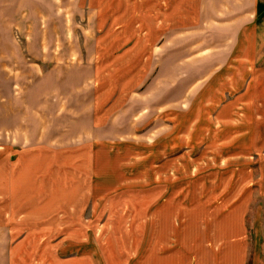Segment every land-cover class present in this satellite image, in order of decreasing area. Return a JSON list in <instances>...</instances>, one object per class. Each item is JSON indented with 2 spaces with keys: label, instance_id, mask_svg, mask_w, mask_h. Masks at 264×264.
Segmentation results:
<instances>
[{
  "label": "crops",
  "instance_id": "1",
  "mask_svg": "<svg viewBox=\"0 0 264 264\" xmlns=\"http://www.w3.org/2000/svg\"><path fill=\"white\" fill-rule=\"evenodd\" d=\"M72 1L88 48L69 89L81 87L87 102H66L69 138L0 137V264H264V0ZM149 82L156 111H174L179 94L194 102L183 140L212 159L202 181L110 180L119 140L142 125L127 114L143 109ZM135 140L125 145L142 151ZM250 193L261 206L259 244L247 231Z\"/></svg>",
  "mask_w": 264,
  "mask_h": 264
},
{
  "label": "rangeland",
  "instance_id": "2",
  "mask_svg": "<svg viewBox=\"0 0 264 264\" xmlns=\"http://www.w3.org/2000/svg\"><path fill=\"white\" fill-rule=\"evenodd\" d=\"M72 3V0H0L1 138L4 135L16 137L21 135L26 142L29 140L33 142L40 139L42 134L48 136L50 140L56 136V132H63L56 138L61 136L69 138L66 132L72 128L69 120L73 114L72 112L69 114V110L64 108L72 103V98L76 100L74 103L79 102L81 106L87 102L81 87L76 94H72L69 89L72 77L84 76L83 65L88 48L86 46L88 34L81 24H78L82 21V13H79L77 8L74 9ZM72 40H78L80 44L79 47L74 45V49L79 50V56L74 58L71 54ZM62 42L67 45L61 46ZM202 48L203 46H193V55H199L200 52L197 51ZM213 49L215 48L208 49L207 54ZM222 49L208 57L206 64L210 67L208 71L226 54V50ZM73 65L76 66L74 74L71 67ZM196 72L199 73V69ZM151 86L149 82L144 88L143 109L140 112L129 110L127 114H135L133 119L142 125L136 127L135 132L124 135L123 139L119 140L121 144L114 143L123 149V154L120 163L116 159L117 163L112 170V176L109 177L110 180L145 184L168 181L167 178L176 183L202 181L200 178L207 177L202 172L209 165H213L210 163L212 159L205 157L206 150L200 147L199 142L190 144L189 141L183 140L184 107L185 104L193 106L194 102H189V94L187 96L179 94L180 98L175 104L174 111L167 112V106L156 111L154 108L157 106L151 101ZM177 92H180L179 88ZM58 106L59 108L55 110ZM188 111L186 110V113H189ZM168 113L172 114L171 119L168 118ZM75 114L79 119L83 116L81 111ZM197 114L199 115L198 112ZM164 121H173V127L169 129L175 130L176 142L171 152L167 148V142L161 144L163 142L161 134L168 129L167 122L165 124ZM55 122L62 126H51ZM158 136L160 140H157ZM154 137L159 143V152L156 151L157 146L153 147ZM135 139L144 143L142 151L135 150L132 148L133 145H125L128 142L135 143ZM191 167L199 170V174L191 175L184 172V168L188 172V168ZM158 169L160 172L156 174ZM243 197L244 195H241V199ZM246 202H248L246 224L250 241L253 243L258 241L259 244L258 238L254 241L253 227L258 228L261 222L260 201L254 199L250 193ZM190 240L194 241L193 238Z\"/></svg>",
  "mask_w": 264,
  "mask_h": 264
}]
</instances>
